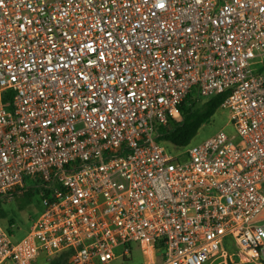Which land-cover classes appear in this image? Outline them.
Returning <instances> with one entry per match:
<instances>
[{
    "label": "built area",
    "instance_id": "2783aa9c",
    "mask_svg": "<svg viewBox=\"0 0 264 264\" xmlns=\"http://www.w3.org/2000/svg\"><path fill=\"white\" fill-rule=\"evenodd\" d=\"M217 95L233 134L159 140ZM27 190L0 264H264V0H0V201Z\"/></svg>",
    "mask_w": 264,
    "mask_h": 264
},
{
    "label": "rangeland",
    "instance_id": "374dc122",
    "mask_svg": "<svg viewBox=\"0 0 264 264\" xmlns=\"http://www.w3.org/2000/svg\"><path fill=\"white\" fill-rule=\"evenodd\" d=\"M220 129L225 130L228 134H233V129L231 128V125L229 123V114L225 109L221 107L215 113L210 122L200 129L197 136L191 141V144L201 142L202 140L215 134ZM165 146L169 147V149L173 153H177L178 151L183 150H176L168 144H165ZM23 192L25 191L15 194L10 202H5V204H2V209L5 212L6 216L4 219H0V224L3 228L11 232V240L13 242H18L25 237L32 223L35 221L42 210L39 198L35 192H33L31 203L25 207L20 208L19 200ZM226 248L228 251H230L231 249V247L229 246H227ZM131 249L132 250L130 251V255L119 256L111 264H143V258L141 256V253L137 249V245L132 244ZM231 253H235V250L232 249ZM233 258L237 259V256H234ZM39 264H44V261H41ZM213 264H218V262L215 261L213 262ZM233 264L238 263L234 262Z\"/></svg>",
    "mask_w": 264,
    "mask_h": 264
},
{
    "label": "trees",
    "instance_id": "16d2710c",
    "mask_svg": "<svg viewBox=\"0 0 264 264\" xmlns=\"http://www.w3.org/2000/svg\"><path fill=\"white\" fill-rule=\"evenodd\" d=\"M224 99L225 95H217L207 100L189 97L181 107V120L179 122H173L167 128L163 129L159 140L168 142L176 147L189 145L197 136L200 129L210 122L221 107ZM32 198V190L23 192L19 200L20 208L29 205ZM2 204L5 203L0 201V219H4L6 216L2 209ZM7 231L11 233L9 230ZM67 258L68 253H63L55 257L51 264H67Z\"/></svg>",
    "mask_w": 264,
    "mask_h": 264
},
{
    "label": "crops",
    "instance_id": "0c3cea01",
    "mask_svg": "<svg viewBox=\"0 0 264 264\" xmlns=\"http://www.w3.org/2000/svg\"><path fill=\"white\" fill-rule=\"evenodd\" d=\"M5 203V202H4Z\"/></svg>",
    "mask_w": 264,
    "mask_h": 264
}]
</instances>
